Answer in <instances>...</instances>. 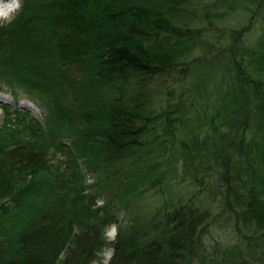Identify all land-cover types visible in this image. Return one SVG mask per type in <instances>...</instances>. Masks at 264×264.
I'll return each instance as SVG.
<instances>
[{
    "label": "trees",
    "instance_id": "trees-1",
    "mask_svg": "<svg viewBox=\"0 0 264 264\" xmlns=\"http://www.w3.org/2000/svg\"><path fill=\"white\" fill-rule=\"evenodd\" d=\"M0 81V264H264V0H22Z\"/></svg>",
    "mask_w": 264,
    "mask_h": 264
},
{
    "label": "rangeland",
    "instance_id": "rangeland-1",
    "mask_svg": "<svg viewBox=\"0 0 264 264\" xmlns=\"http://www.w3.org/2000/svg\"><path fill=\"white\" fill-rule=\"evenodd\" d=\"M11 1V0H5ZM13 1V0H12ZM16 6L14 10L6 17L0 18V22L7 23L13 20L19 13L22 7V0H16ZM229 19L225 21L227 24L242 25L249 19V13H243L242 11L236 12L233 16L226 18ZM0 84L2 82L0 81ZM2 104H11L15 107L28 108L31 110L32 114L40 119L42 123H45L46 118L51 114L49 106L44 98H39L36 96H31L27 94L21 87H17L16 91L13 93L10 89L5 86L0 91V124L3 122L4 114L1 109ZM96 178L89 174L87 176L86 183L91 185L94 184ZM174 189L179 191V194L190 196L193 192V187L187 183L174 184ZM214 199V198H212ZM103 199H100L99 205H102ZM122 219V214L119 216V220ZM211 225V236L213 241L226 242L234 241L237 234L235 233L234 228L231 224L225 219V215L221 213V210L213 212V216L210 220ZM117 225L112 224L108 227L106 231V237L108 240H113L117 233ZM112 255V250L109 247H106L102 253V258L95 264H108L109 258Z\"/></svg>",
    "mask_w": 264,
    "mask_h": 264
},
{
    "label": "bare ground",
    "instance_id": "bare-ground-1",
    "mask_svg": "<svg viewBox=\"0 0 264 264\" xmlns=\"http://www.w3.org/2000/svg\"><path fill=\"white\" fill-rule=\"evenodd\" d=\"M17 1L0 0V18L8 16L15 8Z\"/></svg>",
    "mask_w": 264,
    "mask_h": 264
}]
</instances>
